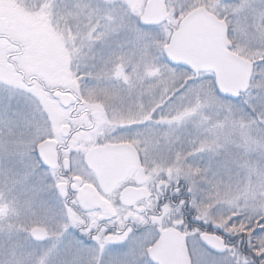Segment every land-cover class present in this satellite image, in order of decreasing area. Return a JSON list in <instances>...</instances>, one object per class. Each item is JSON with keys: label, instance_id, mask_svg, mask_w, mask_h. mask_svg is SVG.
<instances>
[{"label": "snow or ice", "instance_id": "6c2138e0", "mask_svg": "<svg viewBox=\"0 0 264 264\" xmlns=\"http://www.w3.org/2000/svg\"><path fill=\"white\" fill-rule=\"evenodd\" d=\"M0 264H264V0H0Z\"/></svg>", "mask_w": 264, "mask_h": 264}]
</instances>
